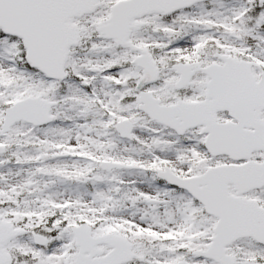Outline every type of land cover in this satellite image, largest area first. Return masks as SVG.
<instances>
[{
    "label": "snow or ice",
    "instance_id": "1",
    "mask_svg": "<svg viewBox=\"0 0 264 264\" xmlns=\"http://www.w3.org/2000/svg\"><path fill=\"white\" fill-rule=\"evenodd\" d=\"M0 264H264V0H0Z\"/></svg>",
    "mask_w": 264,
    "mask_h": 264
}]
</instances>
